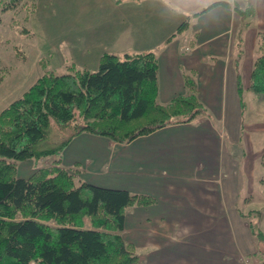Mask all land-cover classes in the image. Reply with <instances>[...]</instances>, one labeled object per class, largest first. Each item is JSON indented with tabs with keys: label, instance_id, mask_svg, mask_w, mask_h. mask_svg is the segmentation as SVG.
I'll return each instance as SVG.
<instances>
[{
	"label": "crops",
	"instance_id": "1",
	"mask_svg": "<svg viewBox=\"0 0 264 264\" xmlns=\"http://www.w3.org/2000/svg\"><path fill=\"white\" fill-rule=\"evenodd\" d=\"M212 1L190 0L174 10L168 0H100L106 8L112 5L115 9H104L101 16L108 17L98 34L104 42L102 48L96 39L87 43V65L93 64V69L115 41L129 51L153 50L158 61L157 100L162 103L185 91L183 72L193 70L198 96L209 111V116L167 124L129 142L81 132L62 150L61 164L77 178L154 198L150 204L127 206L120 230L146 264H201L210 257L211 264L234 263L222 260L218 246L219 231L223 229L226 237L225 225L237 224L232 216L236 207L235 165L222 138L228 133L229 116L236 118L235 130L242 129L237 80L240 75L243 83L248 70L250 78L260 25L257 19L264 12V0H230L240 6L249 2L253 7L244 21L232 7L222 4L194 14ZM185 19L187 25L176 30ZM239 30L241 42L237 46ZM238 48L240 58L236 57ZM7 89L0 91V102L6 104L24 91L15 94L16 87ZM54 158L20 160L17 174L26 177ZM211 240L215 244L208 243Z\"/></svg>",
	"mask_w": 264,
	"mask_h": 264
},
{
	"label": "trees",
	"instance_id": "2",
	"mask_svg": "<svg viewBox=\"0 0 264 264\" xmlns=\"http://www.w3.org/2000/svg\"><path fill=\"white\" fill-rule=\"evenodd\" d=\"M19 1L0 0L1 11ZM217 4L232 7L243 21L253 13L249 2L215 0L194 14ZM187 23L183 20L176 30ZM257 44L249 88L264 94V31H257ZM40 64L43 72L36 81L0 110V264H141L135 245L120 230L127 206L154 198L79 179L61 164V153L81 132L129 142L167 124L209 116L195 72L184 71L185 91L162 103L157 100V56L150 49L103 52L95 69L73 66L57 73L45 69L43 59ZM242 88L239 75L241 108ZM49 155L55 156L51 164L26 177L17 174L20 160ZM260 161L264 165V154ZM248 224L264 250V232Z\"/></svg>",
	"mask_w": 264,
	"mask_h": 264
},
{
	"label": "rangeland",
	"instance_id": "3",
	"mask_svg": "<svg viewBox=\"0 0 264 264\" xmlns=\"http://www.w3.org/2000/svg\"><path fill=\"white\" fill-rule=\"evenodd\" d=\"M104 9L114 10L115 7L108 5L106 8L100 0H20L17 6L4 11L0 5V91L8 90L9 86L17 88L15 94H19L21 89L27 90L43 72L41 59L45 69L57 73L73 66L93 69V64L87 65V43L96 39L102 48L104 42L98 39V34L108 19L101 17ZM260 14V6H257L256 16ZM257 21L260 23L258 31H264V12ZM108 46L107 50L119 54L129 51L120 47L117 41ZM257 51L258 46L254 57ZM80 63L86 65L81 66ZM248 73L249 70L246 71L241 96L245 105L238 117L243 122L242 129L237 132L234 128L236 118L229 116L228 133L222 138L231 153V163L235 165L236 207L232 216L237 219V224L225 225L227 238L223 236V229L219 231L218 246L222 250V260L233 261V264H264V250L260 248V242L257 244L248 224L252 221L264 232V182L261 181L264 165L260 161L264 154V94H257L249 88ZM7 104L0 102V110ZM44 157L54 158V155ZM239 211L246 216H241ZM208 243L215 244V241ZM212 258L200 262L211 264ZM191 263L185 261L182 264ZM141 264L146 262L141 261Z\"/></svg>",
	"mask_w": 264,
	"mask_h": 264
},
{
	"label": "clouds",
	"instance_id": "4",
	"mask_svg": "<svg viewBox=\"0 0 264 264\" xmlns=\"http://www.w3.org/2000/svg\"><path fill=\"white\" fill-rule=\"evenodd\" d=\"M168 2H170L175 9H180L182 8L183 6H186L190 0H168Z\"/></svg>",
	"mask_w": 264,
	"mask_h": 264
}]
</instances>
